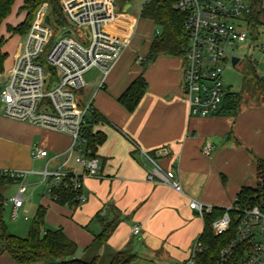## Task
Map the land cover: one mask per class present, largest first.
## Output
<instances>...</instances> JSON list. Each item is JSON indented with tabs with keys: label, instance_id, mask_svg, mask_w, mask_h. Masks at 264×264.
<instances>
[{
	"label": "crops",
	"instance_id": "1",
	"mask_svg": "<svg viewBox=\"0 0 264 264\" xmlns=\"http://www.w3.org/2000/svg\"><path fill=\"white\" fill-rule=\"evenodd\" d=\"M130 9L128 2L123 4L119 9L122 16L116 26H109L119 36L132 30L128 48L107 75L103 76L98 70L103 83L90 98L80 101L90 104L104 118L92 127V132L103 135L104 140L95 152L99 175L83 178L85 199L74 205L53 201L47 195V182L41 179L40 172L47 161L54 167L65 160L54 156L69 146V136L5 115L0 117V178L3 180L0 195L3 207L5 203L10 204L12 216L10 198L13 195L5 198L3 194L6 182L12 181L18 186V181L1 173L25 171L26 190L16 216H21L23 223L13 227V231L9 226L11 233L25 236L24 231L28 232L31 223L28 222L27 207L32 208L33 218L40 206L45 209L44 228H60L76 246L73 256L86 259L92 256L89 248L101 230L96 214L108 219L117 217L118 222L106 240L108 247L119 250L129 246L137 256L130 264H175L188 255L203 229L202 216L189 208V202L195 200L206 206L225 208L233 203L242 187H251L255 162L264 159L259 154L264 132L253 141L248 138L245 148H234L233 145L241 143L244 137L240 112L237 115L191 116L182 97L183 57L159 55L143 69L138 58L143 59L147 54L153 35L147 37L143 33L140 41H133L139 21ZM140 19L154 25L149 19ZM139 75L146 80V91L135 110L128 112L117 98ZM263 108L264 104L258 111ZM230 117L235 118L230 122ZM207 142L212 149L209 154H204L202 147ZM33 146L45 149L47 156L32 158L30 150ZM141 150L155 154L164 168L174 169L181 191L146 180L149 164ZM65 166L75 173H83V167L74 157L66 160ZM135 225L140 229L133 235ZM101 250L98 248L94 254L99 255ZM0 264L16 263L2 251Z\"/></svg>",
	"mask_w": 264,
	"mask_h": 264
},
{
	"label": "built area",
	"instance_id": "2",
	"mask_svg": "<svg viewBox=\"0 0 264 264\" xmlns=\"http://www.w3.org/2000/svg\"><path fill=\"white\" fill-rule=\"evenodd\" d=\"M58 3L66 21L57 25L60 33L51 41L52 20L48 15L49 23L45 22L47 4L43 3L35 12L24 43L17 48L7 81L0 87V100L6 117L69 136V146L54 156L65 160L54 167L47 161L40 175L48 184L50 199L56 200L55 188H64L74 192L80 202L85 199L83 178L97 177L99 163L87 147L84 132L90 104L78 101L76 94L83 89V75L89 69L94 67L103 76L108 74L128 48L132 30L119 36L109 29L112 24L116 26L122 16L113 0H58ZM172 7L184 13L183 29L188 37L181 87L189 114L205 117L217 113L226 93L222 70L233 56H238L233 54L232 46L245 42L249 36V2L174 0ZM155 33H158L157 29ZM258 51L264 66V45H260ZM258 75L264 76V73ZM211 149L207 142L202 153L209 154ZM141 155L149 164L147 181L163 183L181 191L173 168H164L155 154L148 151L141 150ZM30 156L46 157L47 152L33 146ZM71 157L83 167V173H75L65 166V161ZM1 174L18 181L17 192L10 198L12 216L16 217L26 190L23 181L26 172L10 170ZM248 188L249 199L235 196L233 203L225 207L223 214L211 224L214 235L232 230L229 241L218 252V260L222 263L231 261L239 252L242 264H264V159L255 162L254 184ZM188 206L200 216L212 209L195 200H191ZM139 229L138 225L133 226L132 234H138ZM201 249L202 244L196 239L188 255L175 264H195V256Z\"/></svg>",
	"mask_w": 264,
	"mask_h": 264
},
{
	"label": "trees",
	"instance_id": "3",
	"mask_svg": "<svg viewBox=\"0 0 264 264\" xmlns=\"http://www.w3.org/2000/svg\"><path fill=\"white\" fill-rule=\"evenodd\" d=\"M15 0H0V26L11 12ZM174 0H147L140 8L139 17L149 19L158 30L154 33L147 54L141 59L143 69L147 68L159 55L184 56L187 51L188 37L183 29L184 13L172 7ZM250 12L247 21L251 29L261 25V15L264 14V0H248ZM47 3L49 15L56 25L65 23L58 0H22L17 9V15L24 14L23 19L15 25L6 24V31L9 35L26 34L35 12L43 4ZM6 38L0 35V73L3 70L7 53L3 50ZM244 82L251 80L264 98V76L258 75L252 63L247 64L244 75ZM147 83L143 76H137L128 87L118 96L117 102L126 111L132 112L137 107L140 99L146 91ZM242 96L238 92L226 91L223 103L217 114L235 115L241 104ZM104 118L90 106L84 132L87 147L91 154L95 155L97 146L100 145L104 136L93 133L92 127ZM261 160V159H258ZM9 178V177H8ZM0 178V184L2 183ZM56 202L66 205H74L79 201L76 194L64 188H55ZM236 196L242 199H249L250 190L242 187ZM3 199L0 195V252L5 251L16 264H100V257L93 254L90 258H77L73 254L76 246L62 232L60 228H44L45 209L38 207L33 215L28 232L25 236L11 233L2 221ZM224 208L212 207L209 213H203V229L197 238L202 244V249L195 256V264H242V254L237 252L231 261L220 262L218 260L219 250L229 241L232 230L223 235H214L211 229L212 222L220 217ZM101 224V230L94 236L92 247L99 244L107 249L109 258L105 264H130L137 256L132 253L129 246L119 250H112L107 246L106 240L115 228L118 218L108 219L96 216ZM90 247L89 249H91ZM97 247V248H98Z\"/></svg>",
	"mask_w": 264,
	"mask_h": 264
},
{
	"label": "rangeland",
	"instance_id": "4",
	"mask_svg": "<svg viewBox=\"0 0 264 264\" xmlns=\"http://www.w3.org/2000/svg\"><path fill=\"white\" fill-rule=\"evenodd\" d=\"M115 2L116 10H119L123 4L129 3L131 5L130 11L133 13L138 18V24L135 29H134V34H133V41H140L142 39V34L146 33L147 37L149 34L154 35L155 33V26L152 25L150 22L143 21L138 17V11L141 7V5L146 2L147 0H113ZM22 0H15L13 3V6L11 8L10 14L7 16V18L2 22L0 26V35H3L7 40L3 45V50L7 53L6 60L4 62V67L2 72L0 73V87L5 83L7 80V72L10 69L11 65L14 62L15 55L17 52L18 46L22 45L25 41L26 35L22 34H13L9 35L6 31L5 25L11 24L15 25L18 22H20L24 14L20 13L17 15V9L19 5L21 4ZM47 4V3H46ZM264 5V2H263ZM49 7L47 4V7L44 10V14L49 15ZM262 18V24L257 26L256 28L249 29V36L246 39L245 42L242 43H237L232 46L233 48V54L241 56L239 58V61L235 64L232 65L231 62H229L222 70L221 73V79L223 82L224 89L229 92H238L242 96V101L241 104L238 108V111L235 115L240 112L243 117L240 119L242 121V126L243 131H244V137L241 139V143H237L236 145L234 144V148H240L244 147L245 148V141L250 138L252 141L256 139V137L264 132V108L260 109L258 111V108L260 106H263L264 104V98L261 96L259 93L257 87L254 85V83L250 80H247L244 82V75L247 70V64L252 63L255 70L258 73H264V66L262 64V57L260 52L258 51V47L260 45H264V14L261 15ZM52 20L51 27L54 30L53 36L51 37V41L55 39V37L60 33V31L57 29V25L55 22ZM131 22V21H130ZM83 80L85 82V87L76 94V99L78 101H84L86 98H90L93 93H95V90L97 86L99 87L103 83V78L101 73L98 71L97 68H91L89 69L86 73L83 75ZM183 97V95H182ZM222 106V102L220 103ZM3 116V105L0 101V117ZM235 117H230V122L231 119ZM249 139V140H250ZM232 147V148H233ZM261 151L259 152L260 157H264V143L262 144ZM259 151V150H258ZM247 154L252 158V154L247 151ZM237 164H238V160ZM239 165V164H238ZM10 169V168H9ZM28 177V176H27ZM250 177V174H249ZM27 184H28V178H26ZM252 184V182H251ZM17 184L15 182L9 181L5 183V190L4 194L5 198H9L10 196L16 194L17 192ZM25 207H27V199L25 198L24 200ZM31 209L27 207V215L29 217L28 222L32 221L31 217ZM21 216L18 217H13L11 216V208L10 204L5 203V206L3 207L2 210V218L3 221L6 225V228L8 231H13V227H16L17 225L23 223L22 219H20ZM8 224V225H7ZM22 231V229H21ZM23 233V232H22ZM27 232L24 231L25 235ZM99 244L94 245L89 252H92V255L97 252L98 248H102V252H99V257H100V264H105L109 258L107 254V249L102 247H98ZM98 247V248H97ZM91 257V256H90ZM88 258V256H87ZM107 259V260H106Z\"/></svg>",
	"mask_w": 264,
	"mask_h": 264
},
{
	"label": "water",
	"instance_id": "5",
	"mask_svg": "<svg viewBox=\"0 0 264 264\" xmlns=\"http://www.w3.org/2000/svg\"><path fill=\"white\" fill-rule=\"evenodd\" d=\"M44 20H45L46 23H49V16L46 15ZM238 61H239L238 56H233V57L231 58V64H232V65H235Z\"/></svg>",
	"mask_w": 264,
	"mask_h": 264
}]
</instances>
